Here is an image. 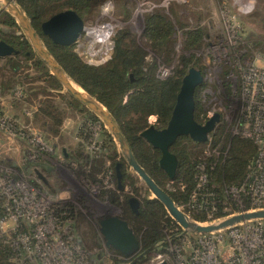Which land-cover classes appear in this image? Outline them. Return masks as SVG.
I'll return each instance as SVG.
<instances>
[{
  "label": "rangeland",
  "instance_id": "obj_1",
  "mask_svg": "<svg viewBox=\"0 0 264 264\" xmlns=\"http://www.w3.org/2000/svg\"><path fill=\"white\" fill-rule=\"evenodd\" d=\"M13 1L24 12L16 0ZM90 1V8L84 14L85 29L72 46L84 61L92 64L104 63L109 59L114 41L119 35L123 36L125 45L139 47L144 52L142 69L145 70L149 63L156 62L157 74L161 79L172 75L179 67L180 57H192L196 65L191 67L199 69L203 75L197 100L201 107L206 109L207 114L217 112L221 116L214 130L209 133L212 144L217 135H232L231 123L225 122L224 118L233 120L235 116V80L239 72L238 66L244 62V58L260 57L261 62L264 61V0ZM2 12L11 15L17 26L2 23L6 18ZM160 18L171 24V33L163 44L151 41L146 35L147 23L150 20L157 22ZM0 29V34H3L1 31H6V36H25L18 19L2 0ZM196 31L202 33V38L198 45L190 46L188 36ZM109 33V40H102V37L107 38ZM5 35L3 37H6ZM152 47H164V51L158 54ZM3 58L0 57V80L11 77L9 71L4 68ZM24 73L29 76L22 79L21 84L17 83L15 88L6 93L0 91V116L14 127L13 129L11 126L12 130L0 127V171L9 173L22 182L25 188L37 191L50 205L63 208L71 206L75 215L84 217L83 222H77L74 233L90 252V257L97 264H113L112 253L104 244L99 225V220L104 216L122 214V206L109 200L111 194H120L116 181L109 172L110 162H106L104 170L91 180L84 175H87L90 166L86 164L82 167L74 157V153L80 148L79 143L82 144V152L90 153L86 145L92 135L86 140L82 139V142L78 136L80 128H86L88 124L86 112L90 110L70 95L57 79L61 85L58 91L52 89L46 79H35L38 73L33 67L29 66ZM44 100L50 101L62 112V125L57 135L33 117L37 107ZM77 103L80 107L75 106ZM148 121L153 124L155 117L149 116ZM91 131L93 134L94 129ZM33 134L40 135L47 148L39 150L40 145H33L30 142V136ZM115 143L119 152L117 161L125 164L127 175L123 193L137 197L140 201L145 195L153 198L154 195L128 166L118 143ZM186 143L188 150L200 149L203 156L217 155L205 142L200 146H194L189 141ZM106 168H109L108 171ZM166 185L169 187L171 182ZM132 186L138 188L136 193L131 189ZM196 202L197 198H191L189 202L177 205L191 221H195L190 214L195 210ZM225 217L195 222L209 225ZM73 220L75 222V218ZM172 220L176 227L165 229L166 244H162V248L157 246L137 263L135 255L140 250L130 257H119L118 264H155L160 259L167 260L169 264H180V257L186 258L185 255L189 252L188 242H192L197 233L183 228L173 218ZM261 223L264 225V220ZM97 253L101 255V259H96Z\"/></svg>",
  "mask_w": 264,
  "mask_h": 264
},
{
  "label": "trees",
  "instance_id": "obj_2",
  "mask_svg": "<svg viewBox=\"0 0 264 264\" xmlns=\"http://www.w3.org/2000/svg\"><path fill=\"white\" fill-rule=\"evenodd\" d=\"M16 2L23 8L49 53L67 75L112 114L135 159L156 184L169 195L176 205L185 204L190 201L193 195H196L197 202L194 205L196 207L190 214L193 220L211 221L231 213L254 208L247 195L240 194L239 198L242 200L240 205L228 193L230 188L239 187L244 182L250 170V164L256 155V146L251 140L238 135L222 137L217 135L213 147L218 146L220 154L203 156L200 149L188 150L186 142H192L194 146H200L201 143L193 142L187 136H179L170 147V151L175 154L178 160V166L174 178L169 179L158 163L161 155L160 150L153 148L140 136L143 130L152 125L148 121V117L151 115L155 117L153 125L156 128L161 129L166 126L180 88L181 79L191 66L196 65L192 57L184 55L180 57L179 67L174 70L172 75L161 79L157 74L156 62L149 63L145 70L142 69L144 52L139 47L125 45L123 36L119 35L114 41L109 59L102 64H92L82 59L73 49V44H56L40 29L44 20L65 8L73 9L84 20V14L90 8V0H16ZM2 13L6 17L2 23L12 27L17 26L11 15ZM1 32L3 34H0V40L12 45L17 51V53L3 58L4 68L9 71L7 72L11 74V77L0 80L2 93L15 88L17 83L21 84V80L28 75L24 73V70L29 66L38 73L35 79H46L52 89L57 91L61 89L60 83L50 74L24 35L8 34L6 36L4 34L6 31ZM170 33L171 24L164 18H160L157 22L150 20L147 23L146 35L151 41L163 44ZM188 37L190 46L198 45L202 33L192 32ZM152 48L158 54L164 51V47ZM199 87L200 85L194 92L193 117L196 122L203 124L210 116L197 100ZM73 102L71 100V103ZM75 106L80 107V104L77 103ZM0 113L2 114L1 111ZM86 114L88 124H86V128H80L78 135L81 142L91 135L93 125L100 124L102 145L100 150L95 153H84L82 144L79 143L80 148L76 150L74 157L82 167L86 164L90 166L87 175L84 172L83 174L91 180H94L96 174L104 170L106 162H110V169H106L111 172L120 194H111L109 200L113 204L122 206V214L119 217L128 223L139 240L140 251L135 255V263L141 262L146 257V253L142 256L138 255L149 248L152 249L151 251H154L157 246L162 248V244H166L165 229H171L176 225L163 204L154 197L149 198L148 195H145L141 201L139 200L137 213L131 210L128 204L130 196L123 193L124 180L127 176L123 162L119 168L121 172L119 181L116 177L115 165L119 157L117 145L110 132L101 122L99 123L98 117L88 110ZM33 117L42 122V125L54 135L59 134L62 125V112L50 101H42ZM225 151L226 153L223 155ZM200 166L203 168L202 171L206 175V179L201 185H198ZM168 182H171V185L166 187ZM118 183L122 186L121 189L118 188ZM131 189L136 193L138 188L132 186ZM67 211L75 218L74 228H76L77 222H83L84 217L75 215L71 206ZM107 249L112 253L113 264H118L119 260L117 259L123 255L112 247ZM15 254L16 251L13 247L0 238V264H16L13 260ZM96 259H101L99 253L96 254Z\"/></svg>",
  "mask_w": 264,
  "mask_h": 264
},
{
  "label": "built area",
  "instance_id": "obj_3",
  "mask_svg": "<svg viewBox=\"0 0 264 264\" xmlns=\"http://www.w3.org/2000/svg\"><path fill=\"white\" fill-rule=\"evenodd\" d=\"M109 37L110 33L102 40L106 42ZM238 70L235 116L233 120L224 119L231 123L232 135L247 138L255 144L256 155L244 182L230 188L228 193L240 205V194L247 195L254 206L250 210H255L264 208V61L261 62L260 57L244 58ZM212 114L208 113L209 116ZM220 119L221 116L218 122ZM11 126L12 123L0 116V127L12 130ZM92 128L94 132L86 149L95 153L102 145L101 126L96 124ZM30 138L33 145H40L39 150L47 148L40 135L33 134ZM205 143L220 154L218 146L213 147L209 134ZM36 152L39 153L37 149ZM199 169L198 185H201L206 175L201 166ZM195 198L193 195L192 199ZM0 209V238L16 251L13 258L16 264H97L74 233L75 222L68 207L50 205L37 191L25 188L22 182L3 171H0ZM263 220H249L208 233H197L195 239L188 242L189 252L186 258L180 257V264H264Z\"/></svg>",
  "mask_w": 264,
  "mask_h": 264
},
{
  "label": "water",
  "instance_id": "obj_4",
  "mask_svg": "<svg viewBox=\"0 0 264 264\" xmlns=\"http://www.w3.org/2000/svg\"><path fill=\"white\" fill-rule=\"evenodd\" d=\"M5 6L18 19L23 28L24 34L31 46L48 67L49 72L62 85V87L94 115H96L103 126L110 132L113 139L118 143L122 155L140 179L144 182L148 190L166 208L169 215L183 228L191 229L196 233H208L214 230L226 228L236 223L255 219H264V208L255 210H245L226 216L224 219L209 225H200L189 218L181 211L169 195L156 184V182L146 173L144 168L135 159L132 150L120 131V128L112 114L97 99L88 94L76 90L72 83H75L62 67L51 56L48 49L42 42L40 35L33 28L29 18L16 5L13 0H2ZM41 32L52 42L59 45H70L77 41L85 29L83 19L72 9H64L54 13L40 25ZM17 53L14 47L3 40H0V57H5ZM203 82L201 71L195 67H190L182 77L179 91L177 92L171 116L165 127L158 129L153 124L140 133V136L153 148L160 150L159 166L166 173L169 179H173L178 166V160L170 151V147L179 136H187L193 142L204 143L208 134L214 129L220 115L212 114L203 124L196 122L193 117L195 101V89ZM77 84V83H76ZM78 85V84H77ZM122 165L118 161L115 165L116 176L121 177L119 170ZM118 188L122 186L118 183ZM131 209L137 213L140 201L134 196L128 198ZM100 232L105 238V246L112 247L123 256L130 257L140 250L139 240L128 223L117 215L104 216L99 220ZM149 248L138 256L150 252ZM155 264H169L167 260L160 259Z\"/></svg>",
  "mask_w": 264,
  "mask_h": 264
},
{
  "label": "bare ground",
  "instance_id": "obj_5",
  "mask_svg": "<svg viewBox=\"0 0 264 264\" xmlns=\"http://www.w3.org/2000/svg\"><path fill=\"white\" fill-rule=\"evenodd\" d=\"M72 85H73V87H74L76 90H78L79 92H83V89L80 88V86L77 85L76 83H72Z\"/></svg>",
  "mask_w": 264,
  "mask_h": 264
},
{
  "label": "flooded vegetation",
  "instance_id": "obj_6",
  "mask_svg": "<svg viewBox=\"0 0 264 264\" xmlns=\"http://www.w3.org/2000/svg\"><path fill=\"white\" fill-rule=\"evenodd\" d=\"M115 172H116V169H115ZM117 177V176H116ZM129 204V203H128ZM129 207H130V205H129ZM131 208V207H130ZM132 210V209H131ZM133 211V210H132ZM134 212V211H133ZM135 213V212H134ZM102 237H103V240H104V242H105V238H104V236L102 235ZM109 248V247H108Z\"/></svg>",
  "mask_w": 264,
  "mask_h": 264
}]
</instances>
